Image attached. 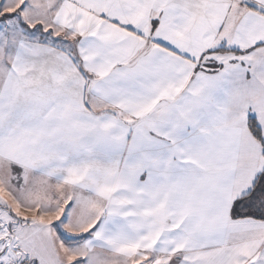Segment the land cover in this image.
<instances>
[{
	"label": "snow or ice",
	"instance_id": "obj_1",
	"mask_svg": "<svg viewBox=\"0 0 264 264\" xmlns=\"http://www.w3.org/2000/svg\"><path fill=\"white\" fill-rule=\"evenodd\" d=\"M0 264H264V0H0Z\"/></svg>",
	"mask_w": 264,
	"mask_h": 264
}]
</instances>
